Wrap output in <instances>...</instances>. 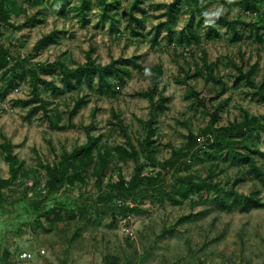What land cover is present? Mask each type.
I'll use <instances>...</instances> for the list:
<instances>
[{
	"label": "rangeland",
	"instance_id": "obj_1",
	"mask_svg": "<svg viewBox=\"0 0 264 264\" xmlns=\"http://www.w3.org/2000/svg\"><path fill=\"white\" fill-rule=\"evenodd\" d=\"M127 1L121 0L122 6L117 12L119 35L108 15L101 17L96 0L85 20L79 18L75 6L77 0L65 3L63 15L58 14L53 0H43L35 6L25 0H12L14 5L25 7L27 15L40 10L37 20L20 27L14 25L23 21L24 16L16 11L10 12V22L15 24L4 28L2 39L17 45L21 56L34 62L62 58L74 66L83 63L89 51L100 63L108 62L111 57L126 59L131 76L119 86L116 94H99L83 83L79 92L86 93L88 100L80 105L72 126L64 130L50 127L40 110L30 112L29 105L21 104V99L30 96L29 84L21 74L11 78L8 90L0 94V144L7 141L12 145V151L26 168L28 177L19 176L3 188L8 196L7 204L11 198L20 199L24 186L30 191L32 188L40 191L43 163L53 162L63 149L70 150L85 141L82 125L89 122L92 108L96 112L93 132L102 135L101 142L109 146L125 144L122 132L116 124L110 123L114 120L112 112L120 114L131 140L143 136V121L148 116L149 107L147 98L139 92L150 86L156 64L162 65L160 93L165 104L153 122V147L159 159L167 158L172 149L180 147L188 131L198 133L207 122L208 115L202 107L191 103L189 89L194 88L200 96H206L219 84L211 78L205 79L204 75L180 80L184 69L187 70L188 66L192 69L195 60L200 62L203 51L209 61L220 57L214 72L221 76L224 86L213 102L225 98L226 103L218 123L239 120L244 110L252 114L264 112V101L251 95L253 88L247 82L235 85L230 82V73L235 68L229 58L239 64L243 57L245 70L248 64L256 63L255 80L260 79L264 70V43L253 40L251 26L239 23L237 29L243 31L240 40H230L229 23L220 18L214 22L217 37L204 38L200 29L201 43L189 46L184 52L181 46L167 41L162 25L158 44L152 46L153 27L165 19L162 15L164 3L170 0H141V7L134 9L137 16H145L144 22L137 24L140 35L129 32L125 26L127 14L122 11ZM235 1L228 0L233 4L227 8L223 0H210L207 9L229 19L240 13L247 21L249 17L241 12ZM187 17V9H175L172 26L179 29ZM51 32L56 33L55 40H46L37 51L31 49L42 35ZM52 75L46 74L47 77ZM112 83L117 82L113 80ZM75 97L76 92L71 90L53 98L51 104L65 111ZM254 142L261 151L256 158L264 169V135L255 136ZM210 166L214 171L213 179L221 185L233 186L243 193L256 192L264 203V185L255 177L243 174V179L234 183L241 168L230 159L219 156L209 159L200 152L190 169L205 176ZM134 168L133 159L113 157L101 185L106 187L107 183L116 181L118 174L129 179ZM0 176H9L8 164L1 153ZM86 189L97 190L94 176L90 177ZM210 194L196 191L181 201L165 198L161 202L150 201L143 193L137 194L135 200L126 199L129 205L137 206V210L126 216L117 210L115 203L120 198H116L108 204L116 208V220L111 219V210L105 209L98 217L90 211L52 226H48L42 217L43 226L25 222L19 228L14 210L10 214L0 213V251L5 248L9 252L4 264H264V204L244 212L238 208L226 211L212 202ZM187 213L191 215L177 221L179 216Z\"/></svg>",
	"mask_w": 264,
	"mask_h": 264
},
{
	"label": "trees",
	"instance_id": "obj_2",
	"mask_svg": "<svg viewBox=\"0 0 264 264\" xmlns=\"http://www.w3.org/2000/svg\"><path fill=\"white\" fill-rule=\"evenodd\" d=\"M30 5H37L43 0H25ZM58 14H65V3L69 0H53ZM95 0H77L75 3L77 13L81 20L87 18L88 12ZM99 2V13L101 17H109L111 25L115 27L120 35L121 30L117 27L118 10L121 8V0H96ZM227 3V8L232 6V2ZM210 0H170L164 3L165 9L162 15L165 19L154 25L150 44H158V36L161 26H164L165 36L168 42H172L183 48L184 52L191 45H199L202 41V29L204 38L217 37L214 22L224 18L229 23V39L240 40L243 31L238 30L239 23L251 26L253 40L259 44L264 43V0H237L236 4L243 14L249 17L247 21L238 13L234 18H227L210 12L207 3ZM141 0H128L124 5L123 14H127L126 27L129 32L142 34L137 28V24L144 22L145 16H137L134 9L139 8ZM142 9V8H141ZM175 9H187L188 17L179 29L172 26L171 19L174 17ZM26 8L21 4L14 5L12 0H0V94L5 93L9 88L11 78L17 74L24 76L30 87V96L21 99V104L29 105V111L40 110L46 117L50 127L64 130L72 126V119L78 113L80 105L88 100L87 94L80 89L85 83L91 90L99 94H116L119 86H123L131 76L130 68L125 64L126 59L111 57L108 62L100 63L91 53H86L85 61L74 66L68 65L62 58L53 61L34 62L30 58L21 56L15 44L6 43L2 39L3 30L6 26H13L10 22V12L16 11L24 16L23 21L16 23L17 27L32 24L37 20L40 10H36L32 15H27ZM115 14V15H113ZM246 36V35H245ZM56 33L42 35L32 46L33 51L39 50L46 40H55ZM216 60H208L205 51L202 52L200 62L193 61V68L188 66L184 69L181 81H186L195 75H204L205 79H213L219 84L217 89H213L206 96H200L194 89H189L191 103L201 106L208 115L205 126L198 133L188 131L185 135L184 143L172 149L169 156L159 159L153 147V122L160 111L165 108L163 96L160 93L162 84V65L156 64L152 69L151 83L146 90H141L139 94L148 100V116L143 121V136H131L123 126L120 114L112 112L114 120L110 123L117 125L120 132L125 137L124 145L109 146L101 142L102 135L94 133L96 126V112L92 108L90 120L82 125L86 133L83 143L73 146L70 150L63 149L60 154H56L53 162L43 163L44 174L41 181L40 191L27 186L21 190L20 199H12L7 204L8 196L4 194L3 188L7 187L19 176L28 177L26 168L20 163L17 155L12 151L9 142L0 144V153L8 164L9 176H0V213L16 212L17 227L25 222H33L43 226L41 218L52 226L54 223H62L64 220L74 219L80 214H87L92 211L96 217L102 210H111V219L116 220L113 206L108 204L116 198L120 200L115 203L117 210L122 215H128L137 210L136 205H129L126 199L135 200L137 194L143 193L150 201H163L165 198L171 201H181L188 194L200 192L210 194L212 202L221 210L231 211L238 208L239 211H248L252 207L262 206L256 192L243 193L233 186L225 187L213 179V168L210 166L205 176H200L190 169L194 159L200 152L207 158L215 159L218 156L223 159H230L241 168L237 171L234 183L243 179V174L255 177L264 185V169L256 158L261 154L254 142V137L264 135V112L262 114H252L247 110L241 113L239 120L226 124H219L220 112L224 109L226 99L215 100L224 86L221 76L214 72ZM234 66V72L230 73L231 84L247 82L253 88L251 95L264 101V70L259 80H255L256 63L248 64L244 69L243 57L240 63H236L229 58ZM190 65V64H189ZM264 67V64H263ZM191 70H190V69ZM53 74L47 77L46 74ZM116 80L117 83H112ZM76 92L73 103L65 111H60L57 106L51 104L55 97L63 96L68 91ZM50 104V105H48ZM53 105V106H52ZM65 113V119L62 115ZM117 156L121 160L133 159L135 168L129 179H124L118 174L116 181L109 182L105 186L101 185L105 170L111 159ZM140 157H143L140 160ZM91 176L95 177L96 191L86 189V185ZM35 184V183H34ZM191 214H183L177 221L189 217ZM13 216V215H10ZM14 217V216H13ZM9 252L7 249L0 251V264L7 261Z\"/></svg>",
	"mask_w": 264,
	"mask_h": 264
},
{
	"label": "built area",
	"instance_id": "obj_3",
	"mask_svg": "<svg viewBox=\"0 0 264 264\" xmlns=\"http://www.w3.org/2000/svg\"><path fill=\"white\" fill-rule=\"evenodd\" d=\"M23 255L25 256V255H26V253H23Z\"/></svg>",
	"mask_w": 264,
	"mask_h": 264
}]
</instances>
